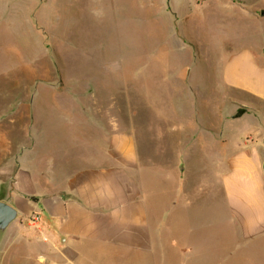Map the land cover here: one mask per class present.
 Segmentation results:
<instances>
[{
  "label": "rangeland",
  "instance_id": "obj_1",
  "mask_svg": "<svg viewBox=\"0 0 264 264\" xmlns=\"http://www.w3.org/2000/svg\"><path fill=\"white\" fill-rule=\"evenodd\" d=\"M202 2H0V201L17 211L0 231V264H173L167 256L193 242L224 258L221 199L195 200L193 191H175L163 175L164 163L175 162L183 123L194 128L216 113L219 121L227 118L233 143L209 152L216 159L239 153L250 132L253 142L264 135L263 109L234 117L250 97L223 82L228 51L246 25L232 7L214 8L219 13L212 22L199 20L204 7L195 3ZM187 134L193 140L192 131ZM130 144L151 147L150 241L101 246L75 236L61 257L50 237L57 223L49 221V207L56 199L64 209L85 205V169L118 168L109 193L128 197L149 189V168L136 163ZM88 145L105 150L88 157ZM187 160L193 174L209 161L201 163L198 154ZM183 166L179 162L177 173H186ZM257 250L264 255V240ZM243 257L231 264H263Z\"/></svg>",
  "mask_w": 264,
  "mask_h": 264
},
{
  "label": "crops",
  "instance_id": "obj_2",
  "mask_svg": "<svg viewBox=\"0 0 264 264\" xmlns=\"http://www.w3.org/2000/svg\"><path fill=\"white\" fill-rule=\"evenodd\" d=\"M1 1L5 4L4 2L14 0ZM198 6L204 7L203 15L201 13L195 15L199 20H203L202 16H204L205 22H212L219 13L214 8L218 10L219 6L232 7L246 25L240 35L236 36L238 40L234 42L233 49L228 51L229 58L223 82L227 87L250 97L249 105L246 102L241 103L245 109L243 114L254 112L256 106L263 109L259 111L262 112L259 121L263 120L264 129V0H203L199 5L195 3V7ZM200 120L199 124L195 123L194 128H188L182 122L178 148L174 151L175 162L173 165L164 163L163 175L165 182L169 178L172 180L175 191L179 193L193 191L195 194L193 193L192 197L195 200L208 196L221 199L222 219H226L223 226L227 240L221 243L220 248L225 256L218 259L215 257L216 249L210 250L207 247L200 249L198 242H193L178 245V248H181L176 251L177 254L167 256V260L173 264L211 262L231 264L235 257L249 256V263L264 264V255H260L257 250L264 240V135L262 140L253 142V136L250 134L252 132H248L251 141L244 140L238 144L239 153L216 159L217 157H212L209 152L225 151L222 149H226L228 145L230 146V141L232 142V139L228 138L229 130L226 129L227 118L221 117L219 121L216 113L209 121L205 119V123ZM189 130L192 131L191 135H194L191 141L190 138L185 139ZM97 147L95 149L88 145L85 154L93 157V151L105 150L104 145ZM129 147L136 163L142 167L144 164L147 169L149 168L145 175L149 189L142 192L136 190L128 197L122 196L121 192L109 193L111 182L119 181L120 170L116 167L103 166L85 169L81 174L83 183L81 195L85 205L64 209L61 201L56 199L49 207V221L57 223L54 230H51L50 237L54 241L53 248L61 257L62 249L73 241L75 236L88 244L98 243L101 246L107 245L108 242L142 246L144 242L150 241L149 227L145 220L148 219L146 210L151 206L148 201L151 193L150 174L154 167L151 164V147L147 144L140 148L134 144H130ZM233 148L235 150V147ZM196 154L199 155L201 163H203L202 159L209 161H204L205 169L199 166L198 173L196 171L193 174L187 156L194 157ZM64 157L68 158L69 154L66 153ZM179 162L185 165L183 167L186 173L183 175L177 173ZM108 185L109 188L106 190ZM123 200L129 201L124 207ZM192 204L191 201L190 205ZM73 215L76 216L75 219ZM123 231L128 233L123 234ZM215 244L213 246H216ZM252 254L254 258H250Z\"/></svg>",
  "mask_w": 264,
  "mask_h": 264
},
{
  "label": "water",
  "instance_id": "obj_3",
  "mask_svg": "<svg viewBox=\"0 0 264 264\" xmlns=\"http://www.w3.org/2000/svg\"><path fill=\"white\" fill-rule=\"evenodd\" d=\"M17 216L15 208L0 201V231L4 230Z\"/></svg>",
  "mask_w": 264,
  "mask_h": 264
},
{
  "label": "trees",
  "instance_id": "obj_4",
  "mask_svg": "<svg viewBox=\"0 0 264 264\" xmlns=\"http://www.w3.org/2000/svg\"><path fill=\"white\" fill-rule=\"evenodd\" d=\"M243 113H244V110L239 109V110L237 111V113L235 114L234 117H238V116H240V115L243 114Z\"/></svg>",
  "mask_w": 264,
  "mask_h": 264
}]
</instances>
